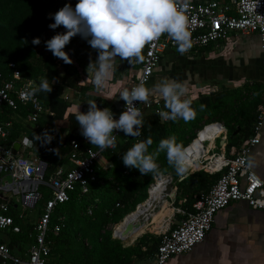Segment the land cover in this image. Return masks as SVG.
I'll return each mask as SVG.
<instances>
[{
    "label": "built area",
    "instance_id": "obj_1",
    "mask_svg": "<svg viewBox=\"0 0 264 264\" xmlns=\"http://www.w3.org/2000/svg\"><path fill=\"white\" fill-rule=\"evenodd\" d=\"M187 15L191 48L183 54L184 56H191L196 49L228 38L231 32H256L260 37L264 64V0H189ZM52 23L54 22H50L45 29L47 38L66 31L62 26L51 29L49 25ZM77 37L78 35L72 39ZM176 49L175 41L166 34L147 45L145 52L142 53L143 60L137 61L139 67L128 89L140 83L147 87L164 54L173 50L177 52ZM10 66L13 67L14 63ZM1 76L0 74V137L9 138L15 122L22 123L24 128L19 129V137L9 146L0 143V264H47V258L51 253L49 233L57 234L64 226V215L53 221L56 207L69 199L70 191L76 186H80L84 192L88 191L89 181L96 177L94 165L98 161L103 162L104 150L87 147L83 154L81 141L77 138L65 144L66 131L60 132L59 127L50 128L55 112L43 104L37 94L28 99L22 96V93L33 87L29 83L18 84L15 81L21 80L20 72L15 70L12 79H2ZM134 104L141 110L143 116L153 112L161 119L167 120L160 115L168 111L165 104L152 95L147 104L138 101ZM20 105L26 110L18 111ZM111 110L114 118L118 119L125 110V102L122 100L114 103ZM6 114L7 117H4ZM11 115H17L18 118H12ZM208 125L213 126L214 138L212 140L205 138L203 144L208 147L203 146L192 153L193 163L189 164L188 174L203 170L212 175L217 174L218 177L210 190L202 193L194 201L193 212L178 206L172 207V217L163 230L154 231L160 235V243L155 253L147 261L139 264H165L174 255L192 251L204 241L212 228L216 213L232 202L245 201L252 209L264 210V180L250 162L252 149L260 141L264 125V107L259 110L253 134L239 148L232 147L229 152L216 150L212 144L215 138L227 133L226 125L214 121L203 124V129ZM45 132L53 137L46 145L47 152L57 153L61 147H67L69 151L65 156L69 157L70 164L57 165L49 170L48 161L36 150V136ZM114 134L118 139L124 133L116 131ZM15 142L20 143L16 153L12 150ZM225 146L226 142L223 143V147ZM109 166L105 165L106 168ZM42 187H46L51 196L43 207H38L44 196ZM116 205L124 207V203ZM40 208L41 212L30 233L33 239L28 242L27 247H23L24 254L13 253L12 248L4 240L9 234L8 231L21 232L13 212L19 218H27ZM88 212L92 213V209L88 208ZM178 214L181 216L178 217Z\"/></svg>",
    "mask_w": 264,
    "mask_h": 264
},
{
    "label": "trees",
    "instance_id": "obj_2",
    "mask_svg": "<svg viewBox=\"0 0 264 264\" xmlns=\"http://www.w3.org/2000/svg\"><path fill=\"white\" fill-rule=\"evenodd\" d=\"M77 2L78 0L72 2L0 0V74L2 79H12L13 73L18 70L21 80L15 79V81L18 84L29 83L33 88L39 85L41 78L47 77L50 81L53 78H61L60 82L52 85L50 93L40 92L37 96L43 104L55 112L50 128L59 127L60 132L66 131L65 144H69L74 138L80 140L84 154L87 147L99 149L81 135L79 124L75 119L79 112L88 110V105H84L79 111L67 113L71 99L66 98V91L68 89L85 91L89 86L80 84L81 73L70 71L69 64L58 65L57 60L60 59L53 54L41 59L42 51L39 50L41 44L51 39V37L45 40L41 38L46 37L47 25L54 22L52 16L65 4L70 3L74 8ZM34 38H40L41 43L32 44ZM86 41L78 35L77 38L71 39L66 48H69V51L74 47L82 48ZM146 47L142 53L145 52ZM11 63H14L13 67L10 66ZM261 87L258 85L252 88L247 84L242 90H228L222 87L216 91L202 92L198 94V100L191 98L192 107L196 109L197 115L188 122L182 119L163 120L156 113H146L143 116L144 126L139 137H127L121 134L115 148L104 149V160H110L112 164L106 168L103 162L95 163L96 177L89 181L88 191L84 192L80 186H76L70 191L69 199L57 205L53 221L64 215V226L57 234L49 233L51 253L47 258V264H139L151 258L160 243V235L147 231L137 237L132 244L126 245L121 239L113 237V229L108 228L109 224L120 223L127 214L136 210L138 204L148 199L149 187L157 176L142 175L138 169L126 167L123 163V154L135 143L146 140L149 136L153 139L149 153L156 150L160 140L171 137L185 147L197 137L193 135L192 129L216 120H223L228 128L230 142L227 146L239 145L253 134L257 115L264 104V101L258 102L255 96L244 98L243 94L254 92ZM256 94L259 95L258 92ZM93 98L99 108H114V103L105 96L98 95ZM201 105L205 106L203 110L200 109ZM20 109L26 110L23 105H20L17 110ZM11 116L14 118L13 115ZM206 119L209 120L205 122ZM21 128L23 129L24 125L15 122L12 135L7 139L0 137V143L9 146L15 138L19 137ZM237 130L238 132L235 133ZM38 136L41 139L36 140V150L44 160L48 161L49 170L57 165L70 164L69 157L65 156L69 151L67 147H61L57 153L47 152L46 145L49 143L45 142L42 134ZM185 140L188 142L185 143ZM157 162L161 174L176 173L175 169L168 165L165 153H160ZM217 177V174L209 175L204 171L189 173L183 179L179 177L174 204L193 212L194 201L202 193L210 190ZM42 190L44 196L39 201L38 207H43L51 196L46 187H42ZM116 203H124V207L117 206ZM88 208L92 209V213L88 212ZM40 212L41 208L39 211L32 212L27 218H19L13 212L16 224L21 227V232L12 233L5 238L13 253L23 252L24 246L21 241L29 242L33 239L30 233ZM32 214H35L37 219L34 220L35 215ZM179 216L181 215L178 214Z\"/></svg>",
    "mask_w": 264,
    "mask_h": 264
},
{
    "label": "clouds",
    "instance_id": "obj_3",
    "mask_svg": "<svg viewBox=\"0 0 264 264\" xmlns=\"http://www.w3.org/2000/svg\"><path fill=\"white\" fill-rule=\"evenodd\" d=\"M188 7L189 0H78L74 8L70 3L65 4L52 16L54 23L49 27L56 29L63 26L66 31L57 33L47 40L46 48L56 58L71 64L73 61L64 51L65 47L77 35L86 39L91 48L98 53L96 60L90 61L87 72L90 70L94 72L93 84L101 91L112 77L117 57L129 63L134 60L142 61L145 46L165 34L175 41L177 52L181 55L186 53L191 48ZM40 43V38L32 40L34 45ZM56 82V78L51 81L47 77L41 78L37 87L22 93V96L28 99L40 92L50 93L52 85ZM154 90L165 102L168 111L160 113L165 119L172 121L182 119L188 122L196 117L197 112L192 107L191 98H186L185 83L164 79L154 86ZM152 91L153 89H149L143 83L131 89L124 88L119 97L125 102V110L118 119L114 118L110 108L101 109L95 101L88 102V110L79 112L75 117L81 135L91 145L101 150L116 147L117 135L114 134L116 131L123 132L125 136L139 137L144 121L141 110L134 102L147 104ZM204 107L201 105L200 109L203 110ZM201 128L197 129L196 136ZM43 136L46 143L53 139L47 132ZM36 138L41 139L40 136ZM152 144L153 139L150 136L135 143L123 154L124 165L138 169L142 175H160L157 158L163 152L166 154L168 165L175 169L178 177L183 179L188 174L189 153L186 146H182L171 137L160 140L156 150L149 153Z\"/></svg>",
    "mask_w": 264,
    "mask_h": 264
},
{
    "label": "crops",
    "instance_id": "obj_4",
    "mask_svg": "<svg viewBox=\"0 0 264 264\" xmlns=\"http://www.w3.org/2000/svg\"><path fill=\"white\" fill-rule=\"evenodd\" d=\"M77 48L70 49L71 53H74ZM93 53L94 57L97 58L98 53L95 51ZM168 53L170 55H167L166 59L160 64L162 69L156 72L158 77L167 73L169 68L172 77L176 76L177 81H190L191 85L189 86L192 88L190 92H195L200 88L197 91L199 94L206 92L209 87L213 86L220 88L210 91H216L222 89V87L228 90H242L247 84L252 88L260 85V87L263 86L261 89L254 90V92L251 91L250 93L243 91V95L244 98L246 96L250 98L255 96L258 102L264 101V64L262 62L261 41L258 33L231 32L228 38L196 49L192 52L191 56L181 55L174 50L168 51ZM68 54L70 55V52ZM165 54L163 57H165ZM79 57L78 51L76 56L75 54L74 56H70L72 61H77ZM118 61L123 63V68L129 65L133 70L130 73L132 74L131 79H133L138 70V62L135 61L136 67H133L128 61L121 60L117 57L114 65H117ZM174 63L178 64V68L181 70L179 73L185 75L184 77L175 74ZM74 68L77 67L74 66ZM70 71H73L72 66ZM92 74L94 76V72ZM124 74L129 75V70L125 71ZM83 75L80 84L83 85L84 83V85H88V82L83 79ZM56 80L60 82L62 79L57 78ZM75 91L76 93H73L72 90L66 91V95L71 99L67 113L79 111L84 106L80 102L84 99L85 95L91 96L93 99L98 94L101 96L105 94L106 98L112 102L115 98L114 88L110 90L105 88L101 91L102 93L87 89L85 91ZM257 92L259 95L256 94ZM156 94L159 93L156 91ZM155 98L162 101L160 97ZM119 100L122 101L121 99ZM162 102L165 104L164 101ZM263 107L264 104L261 106V109ZM220 121L223 122V120ZM228 132L227 130V133L222 134L212 141V144L216 147L215 149L218 148L219 150L229 152L232 147L239 148L242 145L244 141L239 145L234 144L223 147L224 142L227 144L230 142ZM237 132L238 130L235 131V133ZM237 139L239 141V138ZM217 141H219L220 146H218ZM250 162L254 170L264 180V125L261 131L260 141L252 149L250 154ZM197 171L203 170L193 172ZM204 172L212 175L206 171ZM172 189L175 196V190L174 188ZM11 234L6 235V237ZM6 237H4V240ZM19 254H24V252H20ZM165 264H264V210L252 209L245 201L230 203L216 213L212 228L208 231L202 243L195 246L188 253L172 256Z\"/></svg>",
    "mask_w": 264,
    "mask_h": 264
},
{
    "label": "rangeland",
    "instance_id": "obj_5",
    "mask_svg": "<svg viewBox=\"0 0 264 264\" xmlns=\"http://www.w3.org/2000/svg\"><path fill=\"white\" fill-rule=\"evenodd\" d=\"M41 39H43V40H45V39H48L47 37H42ZM41 49V59H43V58H48L50 55H52V52L51 51H49V50H47V48H46V44H41L40 45V47H39V50ZM69 50V48H66L65 47V49H64V51H68ZM71 51V50H70ZM69 51V52H70ZM77 51H78V55L80 56L79 58H77V61H73L71 64H69V66H70V68H71V66H72V70L73 71H75V70H77V72H79V73H81V75H83L84 76V80H86L87 82H88V86H89V88L87 89V90H89V91H92V90H96V91H98L96 88H95V86H94V84H93V72H91V71H88L87 72V67H88V65H89V63H90V61H94V59L96 58V57H94V53H93V51H94V49H92L91 48V46L89 45V43L86 41L85 43H84V45H83V47L82 48H77L75 51H74V53H71L70 52V55L69 56H74V54H75V56H76V53H77ZM167 55L169 56L170 54L168 53V52H166V54H165V57H163L164 59H162L161 60V62L157 65V67H156V69H155V72H154V74H153V76L151 77V80L149 81V83H148V88L149 89H153V91H152V93H151V95L152 96H155V97H160L161 99H162V101H164L163 100V98L161 97V95L160 94H156V91L154 90V86L156 85V84H158V83H160L162 80H164V79H169V80H176L177 81V77L175 76H173L172 77V74H171V72H170V70H169V68H168V72L167 73H165V74H163L162 76H159L158 77V75H156V72L157 71H160V69H162V66L160 67V64L166 59V57H167ZM84 56V57H83ZM83 57V58H82ZM135 61L136 60H134L132 63H131V66H135L136 67V63H135ZM137 62V61H136ZM57 63H58V65H61V64H63L64 63V61L63 60H57ZM175 65H174V67H175V71H176V75H178V76H180V77H184L185 75H183V74H181V73H179V72H181V70H180V68H178V64L177 63H174ZM74 66H76L77 68H74ZM137 67H139V64L137 65ZM75 69V70H74ZM70 70V69H69ZM129 70V75L127 74V75H125L124 73H125V71H128ZM131 71H133L130 67H129V65H127L126 67H124L123 68V63H121V62H119L118 61V64L117 65H114L113 66V74H112V77L110 78V80L108 81V83H107V85H106V87L105 88H108L109 90L110 89H113L114 88V91H115V98L113 99V102H115V103H118L120 100V97H119V94H120V92L124 89V88H127V87H129V85H130V83H131V81H132V79H131V75L132 74H130L131 73ZM75 73V72H74ZM88 78V79H87ZM183 79V78H182ZM179 80V79H178ZM57 81V80H56ZM183 83H185L186 84V87H187V93H186V98H194V99H196V100H198V94L199 93H197V91L200 89H198L197 91H195V92H190L191 91V87L189 86V85H191V83H190V81L189 80H185ZM84 84V83H83ZM104 88V89H105ZM217 88H220V87H216V86H213V87H209V91L210 90H213V89H217ZM69 90V89H68ZM207 90V91H208ZM73 91V93H76V91L75 90H72ZM101 91H103V90H101ZM101 91H98V92H100V93H102ZM206 91V92H207ZM106 92V91H105ZM104 94V93H103ZM99 95V94H98ZM104 96H105V94H104ZM106 97V96H105ZM115 100V101H114ZM90 101H94V98L92 99V97L91 96H84V99L80 102V104L81 105H88V102H90ZM13 117H15V118H18L17 117V115H13ZM209 119H206V120H204L205 122H207ZM201 125H198L197 126V128L196 129H192V131H193V135L195 134L196 135V131H197V129L200 127ZM188 142V140H185V143H187ZM217 144H218V146H220L219 145V141H217ZM216 150H219L218 148L216 149ZM103 163L105 164V165H111L112 164V162L110 161V160H103ZM166 176H168L169 177V179L171 180V182L173 183V186H174V190H176V184H177V182L181 179H179V177L176 175V173H174V172H171V173H168V174H165ZM159 175H157L156 176V178H155V181L151 184V186H150V189H151V187L153 186V184L154 183H156V181H157V177H158ZM149 197V196H148ZM174 199H175V196H174V192H173V190H172V193H170V195L168 196V197H164L163 198V200L161 201V203H159V207L158 208H156V213H160V215H158V216H156V217H154V218H151L150 219V222L151 223H153V224H155L156 222H155V219L157 218V217H159V216H161V214H163V213H165V210H166V208L167 207H169L171 210H172V207L173 206H175L174 204H173V201H174ZM38 206H40V203L38 204ZM32 215H35V214H32ZM35 219H37V216L35 215L34 216V220ZM123 221V220H122ZM121 223V222H120ZM119 224V223H118ZM115 227H116V225L115 224H109L108 225V228L109 229H113V231H114V229H115ZM147 231H149V232H152V233H155L154 231H155V229H154V226L153 225H151L150 226V228H148V230H146L145 232H147ZM144 232V233H145ZM8 233L10 234V232L8 231ZM116 238H118L117 236H116ZM119 239V238H118ZM122 240V239H121ZM123 241V243L124 242H126V243H129V242H127V241H125L124 239L122 240ZM134 241V240H133ZM21 243L23 244V246L24 247H27L28 246V242H27V240H23V241H21ZM125 244V243H124Z\"/></svg>",
    "mask_w": 264,
    "mask_h": 264
},
{
    "label": "bare ground",
    "instance_id": "obj_6",
    "mask_svg": "<svg viewBox=\"0 0 264 264\" xmlns=\"http://www.w3.org/2000/svg\"><path fill=\"white\" fill-rule=\"evenodd\" d=\"M199 134L196 138H194L188 148L187 151L189 153V164H192L193 157L192 153L197 151V149L202 148L203 146L207 148L208 146L203 144V140L205 138L213 139V126L208 125L205 129L201 128ZM171 180L168 176L161 174L157 177L156 183L153 184L151 189L149 190V197L145 202L137 205L135 211L129 213L123 221L116 225L115 227V237L117 236L119 239H124L127 242L135 241L137 237L142 235L151 225L154 226L155 231L160 232L165 227L166 223L172 217V210L167 207L165 213L161 214V216L155 219V224L150 222L151 218H154L160 213H156V208L159 207V203L163 200L164 197H168L170 193H172V187L169 188ZM131 223L132 227L128 232H125V226ZM123 242V241H122ZM126 245L129 243L124 242Z\"/></svg>",
    "mask_w": 264,
    "mask_h": 264
},
{
    "label": "water",
    "instance_id": "obj_7",
    "mask_svg": "<svg viewBox=\"0 0 264 264\" xmlns=\"http://www.w3.org/2000/svg\"><path fill=\"white\" fill-rule=\"evenodd\" d=\"M19 147H20V143L19 142H15L13 144V147H12L13 152L16 153L18 151ZM171 187L173 188V183H170L169 188H171ZM131 227H132V224L131 223H128L125 226V232L127 233L128 230L131 229ZM113 237H115V230L113 231Z\"/></svg>",
    "mask_w": 264,
    "mask_h": 264
}]
</instances>
